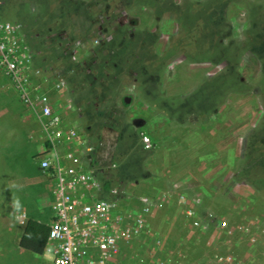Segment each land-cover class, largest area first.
I'll return each mask as SVG.
<instances>
[{
	"label": "rangeland",
	"instance_id": "1",
	"mask_svg": "<svg viewBox=\"0 0 264 264\" xmlns=\"http://www.w3.org/2000/svg\"><path fill=\"white\" fill-rule=\"evenodd\" d=\"M259 1L0 0V25L15 24L20 45L33 51V67L48 68L42 69L43 87L60 106L64 126L87 134L97 147L102 142L107 154L118 141L108 159L117 170L113 177L104 172L106 180L128 182L134 202L167 193L170 185L177 191L181 182L205 187L200 192L191 185L169 201L161 195L149 217L150 235L123 246L120 264H217V257L229 255L235 264H264V62L253 50L260 42L248 43L246 33L254 26L264 35ZM220 40L231 55L219 53ZM33 67L29 75L37 86ZM59 80L66 82L61 93L54 89ZM189 97L204 110L183 105ZM20 104L6 123L12 127L0 133V264L45 262L44 256L20 254L26 223L18 214L26 212L27 221L42 216L48 224L54 216L52 208L43 212L37 197L48 192L54 201L50 183L34 184L43 125ZM145 136L151 150L143 145ZM215 173L220 190L213 192ZM10 186L13 213L4 198ZM211 215L226 226L212 223Z\"/></svg>",
	"mask_w": 264,
	"mask_h": 264
},
{
	"label": "built area",
	"instance_id": "2",
	"mask_svg": "<svg viewBox=\"0 0 264 264\" xmlns=\"http://www.w3.org/2000/svg\"><path fill=\"white\" fill-rule=\"evenodd\" d=\"M17 30L15 24L0 25V68L5 70L3 72L11 81V88L18 94L20 101L36 113L46 137L40 169L54 183V201L51 205L54 219L50 224L44 263L120 264L118 258L123 255L122 244L128 245L144 235H150L149 217L161 205V195L156 199L139 197L137 201L142 205L139 211L121 205V201L128 198L127 186L112 191L119 196L116 200L100 198L103 182L99 180V174L107 172L110 167H116L115 161H108L114 156L115 147H108V154L100 151L102 163H99L98 158L96 164L84 165V157L89 162L93 161L91 156L96 153V149L87 144L85 135L78 129L64 126L60 106L52 103L50 92L43 87L44 72L41 69L33 68V76L40 80V84L35 86L32 83L33 78L29 72L33 67V51L20 45L18 38L23 35L17 33ZM65 84L61 80L54 89L61 93ZM142 140L147 150L153 148L150 137L145 136ZM162 196L171 198L173 191L163 193ZM18 215L20 222L25 224L27 213L21 212ZM189 215L192 213L189 212ZM210 217L215 225L226 226L222 220L213 215ZM236 259L233 255L220 256L217 257V264H235Z\"/></svg>",
	"mask_w": 264,
	"mask_h": 264
},
{
	"label": "crops",
	"instance_id": "3",
	"mask_svg": "<svg viewBox=\"0 0 264 264\" xmlns=\"http://www.w3.org/2000/svg\"><path fill=\"white\" fill-rule=\"evenodd\" d=\"M26 33V32H25ZM34 68V67H33ZM37 68H41V69H44L43 67H41V66H39L38 65V67ZM48 68H45L44 70H47ZM3 73V72H2ZM4 74V73H3ZM4 76L7 78V76L4 74ZM59 81H61V80H59ZM6 83H8V81H5V79H2L1 77H0V133H3L2 132V130H6L7 128H11L12 126H9V127H7V125L8 124H6L7 123V121H11V122H13V120H14V116H13V111H15L16 109H18L20 106H22L21 104H20V99L18 100V103L16 104V101H15V93L13 92V90H12V88H11V84H9V86H6L7 84ZM6 87H8V89H6ZM73 95H74V93L77 95V93H76V91L75 90H73L72 92H71ZM63 94V93H62ZM78 96V95H77ZM19 98V97H18ZM68 105V103H66L65 104V106H67ZM16 106H18V108L16 107ZM32 113V112H31ZM26 114V113H25ZM28 114V116H31V115H29L30 113H27ZM30 118V117H29ZM35 119V118H34ZM69 125H71V124H69ZM2 126H5V127H3L2 128ZM72 127V126H71ZM41 129L42 128H40L39 129V139L42 141L41 143H40V146H39V151H38V153H39V155H42V153H43V151H44V149H45V147H46V137H45V135H43V136H41L42 135V133H43V131L41 132ZM5 133V132H4ZM2 136H4L5 137V139H7L8 137V134L7 135H4V134H1ZM85 135V134H84ZM10 137V136H9ZM86 141H87V144L89 145V146H94V148L96 149V153L95 154H93L92 156H91V159L93 160V161H91V162H89L88 160H87V157L85 156L84 157V159H83V163H84V165L86 164V163H95L96 164V160L99 158L100 160H99V163L101 162L102 163V155H101V143H100V145L97 147L96 145H94L93 144V142H92V139L91 138H89L88 136H87V134H86ZM13 141H14V138L12 139ZM4 145H6V144H4ZM13 145H14V143H13ZM12 145V146H13ZM221 148H219V150H220ZM214 152V151H213ZM217 152H219V151H217ZM217 152H215V154L217 153ZM208 153V152H207ZM206 153V154H207ZM205 154V155H206ZM116 154H114V156H115ZM226 157L227 156H229V155H225ZM98 163V162H97ZM115 165H116V169H113L112 167H110V169L107 171L110 175L112 174V172H114L113 170H117V166H118V164L115 162L114 163ZM38 166H40V165H38ZM88 168H89V166H87ZM87 167H85V170L86 171H89V169L87 168ZM40 169V168H39ZM206 173V172H205ZM109 174H107V175H109ZM215 175V179H214V189H213V192H215V191H217V190H220V188H219V186H218V183L217 182H219V179H218V173L216 174H214ZM112 176V175H111ZM105 174H104V172L102 173V172H100V174H99V180L101 181V182H103V183H105L106 182V185H108L109 187H113L112 188V191L114 190V189H117V188H122V187H125V185H126V183H128V182H125V183H115V182H112V181H110V180H106L105 179ZM113 177V176H112ZM39 178H41L42 180H39ZM36 181H34V184L35 185H37V184H41V186H43V185H45V184H48V183H50V186L53 188V181L50 179V177H48V176H46L45 174H43V172L41 173V172H38V169H37V174H36V177L34 178ZM11 181L13 180V179H10ZM6 182H8V181H6ZM189 183H184V182H181L182 184H181V186L179 187V189L176 191V189H174L173 187H172V185H170L169 186V188L168 189H166V190H168V192H171V191H173V193L174 192H178V191H181V192H183V191H185V190H190V188H191V185H193V188L194 189H198V190H200V192H201V190H203L205 187H203V185H202V183H197V182H193V181H188ZM176 183V181L174 182V184ZM129 186L130 185H128L126 188H129ZM50 187V188H51ZM166 190H163V191H161V192H165ZM103 191H104V188H103ZM102 191V192H103ZM10 194H9V196H7V197H4L5 198V200L6 199H9V201L8 202H5L6 204H9L10 205V208H11V213H13V211H12V208H13V206L15 205V203L13 202V201H11L12 200V198H13V195H11V193H12V187L10 186ZM160 192V193H161ZM184 194H186L185 192H183ZM113 194V193H112ZM22 195H24V194H21V196ZM161 195H162V193H161ZM198 195V194H197ZM196 195V196H197ZM159 196V195H158ZM196 196H193V197H196ZM198 196H200V195H198ZM37 197H39L41 200H42V208H43V212L45 211V210H47L48 208L50 209V208H52L51 207V205H52V202H53V200L50 198V196L48 195V192H41V193H39V196H37ZM113 197H114V199L113 200H116L119 196L118 195H115V194H113ZM149 197H154V196H149ZM186 197H191V196H186ZM54 198V197H53ZM129 198H130V194L128 193V198L127 199H125V200H123V201H121V205L123 206V207H126V208H132V209H136L137 211H139V210H141V208H142V205L136 200L135 202L134 201H132L131 199L129 200ZM37 199V198H36ZM165 200L166 201H169V199L168 198H165ZM183 206H184V204H183ZM159 207H160V205L158 206V208L157 209H159ZM23 209H26L25 207L23 208ZM22 210V209H21ZM27 210V209H26ZM25 210V211H26ZM8 213H10L9 211H8ZM30 214V213H29ZM48 215H50V212L48 211ZM35 220H37V221H39V222H43V223H47L48 224V222H46L48 219H46L45 217H42V216H36V217H33ZM54 219V216L52 217L51 216V222H52V220ZM48 225H50V223L48 224ZM143 237V236H142ZM141 238V237H140ZM123 246H125L124 244H122ZM123 246H122V248H123ZM126 246H127V244H126ZM125 250H126V247H125ZM23 252L22 251H20V254H22ZM35 256V259H36V257H38V258H40V256H38V255H34ZM123 256V255H122ZM121 258V257H120ZM120 258H118V262L120 261ZM44 263V261L43 262H40L39 264H43ZM45 264V263H44Z\"/></svg>",
	"mask_w": 264,
	"mask_h": 264
},
{
	"label": "trees",
	"instance_id": "4",
	"mask_svg": "<svg viewBox=\"0 0 264 264\" xmlns=\"http://www.w3.org/2000/svg\"><path fill=\"white\" fill-rule=\"evenodd\" d=\"M252 3L254 5L257 4V2H252ZM258 4L259 5L262 4L261 7H262V9H264V0H260ZM249 5L250 6H249L248 9L249 10L251 9V11H252L251 17H252L253 21H255L258 16L253 14V9L251 7L252 5L251 4H249ZM215 12H217L216 8L213 11V13L208 14L207 17L210 18L212 15L215 14ZM261 14L259 13V15H261ZM195 18H196V21L193 22L192 29L196 27L195 25H196V23L199 20L197 15L195 16ZM214 21H217V20H214ZM222 23H223V21H222ZM255 24H256V22H255ZM197 26H199V25H197ZM210 26H212V25H210ZM202 29H205V25H204V27H202ZM251 31H252V34L250 33ZM256 31H258V29L254 28V26L253 27L251 26L246 31L247 35L249 36L247 42L248 43L254 42V44H255V42H258V41L260 42L258 45H254L253 50H255L256 54L259 57H261V59L264 62V51L261 53L260 50H259L261 48V46H262V48H264V35L262 33L256 32ZM250 35H251V37H250ZM40 42H42V39H40ZM237 43H239V42H237ZM220 44L223 45V48L221 49V51H219V53L223 54L225 56L227 54L231 55V53H226L224 51L226 47H229V52H230L231 46L230 45H224V42L222 40H220ZM197 55L198 56H202V58H204V59H207L210 56L208 54H200V53H197ZM225 56H222V58L225 57ZM263 69H264V65H263ZM228 87H229V85H228ZM224 90L226 92L227 89L224 88ZM223 94L225 95V93H223ZM190 102L195 103L196 107L198 109H200L201 111L204 110L201 107H199V103H200L199 100L198 99L191 100V97H189L188 100L183 105H186V104H188ZM215 103L216 102H214V104ZM177 105H178L177 107L183 106L181 103L177 104ZM19 109L20 108H18L17 110H19ZM179 109H181V108H179ZM14 146H16V145H14ZM37 168H38V172H39V166ZM132 179H134V177L129 178L130 181L134 182L135 180H132ZM103 188H104V191L102 192L100 198L104 199V200L112 201L114 199L113 194H112V188L113 187H109L108 185L106 186V182H105V183H103ZM49 235H50V225H48L47 223L39 222V221L35 220L30 215V219L26 222V224H25V226L23 228V233H22L21 240H20V243H19L20 249L22 250L23 253L26 252V253H30V254L38 255V256L42 257L45 254V252H46V247H47V244H48Z\"/></svg>",
	"mask_w": 264,
	"mask_h": 264
},
{
	"label": "flooded vegetation",
	"instance_id": "5",
	"mask_svg": "<svg viewBox=\"0 0 264 264\" xmlns=\"http://www.w3.org/2000/svg\"><path fill=\"white\" fill-rule=\"evenodd\" d=\"M47 43L46 41H45V38L44 37H42V43ZM74 47H77V43H74ZM68 51H69V55H70V53H71V50H72V47H70L69 49H67ZM76 51V50H75ZM73 55V54H72ZM76 56V55H75ZM74 57V56H73ZM109 130H112V128H108ZM108 129H106L108 132H109V130Z\"/></svg>",
	"mask_w": 264,
	"mask_h": 264
},
{
	"label": "bare ground",
	"instance_id": "6",
	"mask_svg": "<svg viewBox=\"0 0 264 264\" xmlns=\"http://www.w3.org/2000/svg\"><path fill=\"white\" fill-rule=\"evenodd\" d=\"M142 45V44H141ZM79 64V63H78ZM62 79V78H61ZM30 117V116H29ZM138 119V118H137ZM134 120V119H133ZM143 121V120H142ZM133 123H134V121H133ZM138 125V124H137ZM79 126V125H78ZM73 127V126H72ZM146 128V127H145ZM144 129V127L143 128H141V130H143ZM142 135H144V134H142ZM149 136V135H148ZM142 138H144V137H142ZM158 138V137H157ZM152 140V139H151ZM154 141V140H153ZM160 141V140H159ZM154 142H156V141H154ZM160 147V146H159ZM156 148H158L157 147V145H156V147H155V149ZM107 186V185H106ZM46 189V188H45ZM226 250V249H225ZM227 251V250H226ZM225 252V251H224ZM225 255H226V253H225Z\"/></svg>",
	"mask_w": 264,
	"mask_h": 264
},
{
	"label": "clouds",
	"instance_id": "7",
	"mask_svg": "<svg viewBox=\"0 0 264 264\" xmlns=\"http://www.w3.org/2000/svg\"><path fill=\"white\" fill-rule=\"evenodd\" d=\"M39 69H41V68H39ZM42 70V69H41ZM5 74V73H4ZM11 84V83H10ZM18 96V95H17ZM114 147H115V150H116V147H118L119 146V143H118V141H117V143H115V145H113ZM163 194V193H162Z\"/></svg>",
	"mask_w": 264,
	"mask_h": 264
},
{
	"label": "water",
	"instance_id": "8",
	"mask_svg": "<svg viewBox=\"0 0 264 264\" xmlns=\"http://www.w3.org/2000/svg\"><path fill=\"white\" fill-rule=\"evenodd\" d=\"M128 101V100H127Z\"/></svg>",
	"mask_w": 264,
	"mask_h": 264
}]
</instances>
